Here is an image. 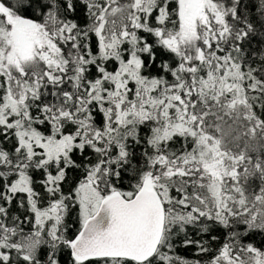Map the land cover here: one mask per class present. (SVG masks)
Wrapping results in <instances>:
<instances>
[{
    "label": "snow or ice",
    "instance_id": "obj_1",
    "mask_svg": "<svg viewBox=\"0 0 264 264\" xmlns=\"http://www.w3.org/2000/svg\"><path fill=\"white\" fill-rule=\"evenodd\" d=\"M0 264H264V0H0Z\"/></svg>",
    "mask_w": 264,
    "mask_h": 264
},
{
    "label": "trees",
    "instance_id": "obj_2",
    "mask_svg": "<svg viewBox=\"0 0 264 264\" xmlns=\"http://www.w3.org/2000/svg\"><path fill=\"white\" fill-rule=\"evenodd\" d=\"M219 234V233H218ZM260 238L259 237H257V240H259ZM182 254H186V255H191V251L189 250V251H187V252H185V253H182Z\"/></svg>",
    "mask_w": 264,
    "mask_h": 264
}]
</instances>
